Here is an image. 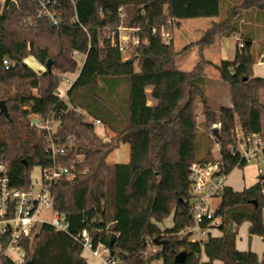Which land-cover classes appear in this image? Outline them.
<instances>
[{
  "label": "trees",
  "instance_id": "16d2710c",
  "mask_svg": "<svg viewBox=\"0 0 264 264\" xmlns=\"http://www.w3.org/2000/svg\"><path fill=\"white\" fill-rule=\"evenodd\" d=\"M229 1L224 10L222 0H59L62 24L56 28L46 19L35 20V0H0V100L6 101L10 114L0 112V154L9 162L12 184L27 189L33 168L48 162V140L31 127L32 114L60 120L58 137L68 149L66 162H77L76 176L60 180L54 189L55 208L67 214L69 232L43 225L41 239L32 248L25 242L26 261L90 264L76 239L89 227L103 230L93 232L95 244L102 240L127 264L155 260L178 264L175 259L181 252L187 253L183 264H214L216 260L264 264V256L260 260L255 252L240 251L236 246L238 227L246 221L249 233L264 240V186L260 180L243 191L230 186L221 189L217 215L223 221L222 236L192 243L183 235L194 224L189 167L215 158L210 126L222 122L221 132L215 136L228 173L247 165L229 149L238 128L264 137V78L254 75L258 59L251 48L254 38L241 23L245 11L264 12V0H245L241 6L235 5L237 0ZM214 17L218 22L195 44L200 49L198 70L177 68L180 52L173 36H162L161 26L173 35L176 19ZM122 24L140 28L138 34L147 40L132 51L131 62L108 37L115 33L118 41ZM233 34H239L245 47L238 44L235 58L223 60L217 67L229 85L232 106H228L215 103L206 94L203 70L210 62L203 50L218 37ZM74 52L85 55L81 68ZM29 57L46 71L38 74L29 67L25 62ZM5 59L11 61L10 68ZM49 60L51 70L47 69ZM77 71L66 98H61V76ZM149 98L154 105H148ZM200 104L203 127L197 122ZM90 120H99L113 135L105 140ZM122 143L130 144L129 162L110 164L109 154ZM103 201L106 207L99 211L104 220L93 223L92 208ZM172 214L174 225L161 228L159 224ZM107 230L113 233L105 235ZM156 238L162 241L161 251L148 254ZM6 264H12L11 260Z\"/></svg>",
  "mask_w": 264,
  "mask_h": 264
},
{
  "label": "built area",
  "instance_id": "2783aa9c",
  "mask_svg": "<svg viewBox=\"0 0 264 264\" xmlns=\"http://www.w3.org/2000/svg\"><path fill=\"white\" fill-rule=\"evenodd\" d=\"M1 1L5 2V0ZM35 1L38 6L35 20L43 18L48 20L52 26L59 28L62 24L59 0ZM28 20L31 21L32 18L29 17ZM35 20L32 23L37 25ZM124 30L125 33L119 31L118 41H116L115 33L108 35L112 43L119 45L122 54L129 50L133 51L136 47L146 43L147 40L142 39L138 34L140 28L124 27ZM153 31L157 32V29L154 28ZM160 31L165 39H170L173 36L165 25L161 26ZM237 42L240 48L245 47V42L240 37H237ZM4 64L6 68H10L12 65L8 59L4 60ZM65 79L69 86L65 90L59 87L58 95L61 98H66L67 91L75 80ZM93 122L100 124L99 120ZM30 125L42 131L47 137L48 162L40 166L41 181L37 186L31 182L27 189H20L12 184L9 162L4 160L0 154V264H6L7 260H11L12 264H25L27 255L25 242H29V246L32 248L34 242L41 239L43 225H52L58 231L63 232H69L70 229L67 214L61 213L55 208L54 189L60 180L64 178L73 179L76 176L77 162L74 161L73 165L66 162L68 149L64 141L58 137L60 120L52 115L42 117L38 114H32ZM221 129L222 122H216L211 127L210 135L218 148L214 160L210 163L194 162L189 167L192 189L190 210L194 224L188 227L183 235L192 243H203L209 237H216L214 231L221 230L220 227L223 224L222 217L217 215L218 208L213 209L211 205V200L218 197L221 189L226 186V179L229 174L222 165L223 156L220 142L215 136V132H221ZM229 149L234 155L240 157L241 162L255 164L259 176L258 180L264 186L263 135L256 132H245L238 128L236 140L229 146ZM105 207L106 202L103 201L100 207L94 206L92 208L95 212L93 223L104 220L99 209L103 210ZM88 220L89 216H86L85 222L87 223ZM93 232H103V230L100 228L91 230V228L86 227L76 236V239L83 246V251L91 252L103 264H127L113 255L110 247L102 240L95 244ZM108 233L113 232L107 230L105 235ZM160 251L161 246L153 245L151 242L148 254L156 255Z\"/></svg>",
  "mask_w": 264,
  "mask_h": 264
},
{
  "label": "rangeland",
  "instance_id": "374dc122",
  "mask_svg": "<svg viewBox=\"0 0 264 264\" xmlns=\"http://www.w3.org/2000/svg\"><path fill=\"white\" fill-rule=\"evenodd\" d=\"M222 8L224 10L227 9L229 3V0H222ZM245 0H237V3L235 5L241 6ZM230 2V1H229ZM213 20H217L216 18H200V19H191V24H187L188 29H185L184 27H179L176 33L173 34L175 36V47L178 51L182 52L181 55L185 52L184 49L187 46V44L192 41L194 36H197L198 39L203 36L204 32L209 28L212 24ZM198 21L203 22V26L197 25ZM242 23V28L246 30L247 33H251L253 38L256 40L255 43H264V12L254 9L252 10L249 14L247 11H245L244 16L241 20ZM124 27H129L127 25H120L119 31L122 33H125L126 31L124 30ZM239 35V34H238ZM236 35H231L230 37H223L222 40L216 42V43H222V58L223 59H228V58H235L234 55L236 54ZM194 44L189 45L186 49H189L193 46ZM75 53V52H74ZM133 52L129 50L127 53H123V57H131ZM74 57L78 61V66L81 68L83 66L84 60H85V55L84 54H79L75 53ZM30 58V57H29ZM27 58L26 64L31 67L34 70V66ZM34 58V57H33ZM195 63L192 66V70H197L198 69V61L199 57L197 56L196 59H194ZM46 71V67L44 65H41L40 69H37L36 72L38 74H41L42 72ZM77 71L76 73L70 74H64L62 78V83L60 87L62 89L68 88L69 84L67 83L66 79L73 80L77 77L78 75ZM227 85V84H226ZM92 121V120H90ZM200 126H202V121H200ZM210 126V130H211ZM96 132L105 140H108L113 133L107 131L105 128L102 126L98 125L96 126ZM130 151L131 147L129 143H122L119 148L115 149L112 151L108 158L107 161L110 164H115V163H127L130 160ZM213 152L215 155L218 153V148L217 146H214ZM256 173V168L254 163H248L246 166H238L234 168L227 176L226 179V185H229L233 187L234 189H238L241 186H250L257 182L258 175L254 174ZM32 182L35 186H37L40 181H41V167L40 166H35L33 168L32 174H31ZM221 204V198L216 197L211 200V205L213 209H217ZM173 223V217L170 216L167 219H165L160 225L162 228H169L171 227V224ZM219 232V230L217 231ZM0 233H1V227H0ZM250 233H249V222H244L242 225L238 227V232H237V244L238 247H242L243 245L246 246L247 249H251L253 247L250 246L251 239H253ZM259 241V240H257ZM261 241V240H260ZM264 242V240L262 239ZM86 252V251H85ZM94 257H97L94 255ZM100 264H103L100 262ZM149 264V263H148ZM151 264H163L162 261L160 260H155Z\"/></svg>",
  "mask_w": 264,
  "mask_h": 264
},
{
  "label": "crops",
  "instance_id": "0c3cea01",
  "mask_svg": "<svg viewBox=\"0 0 264 264\" xmlns=\"http://www.w3.org/2000/svg\"><path fill=\"white\" fill-rule=\"evenodd\" d=\"M214 18H216L217 20L216 21L213 20L211 26L213 25V23L218 22V20H219V18H217V17H214ZM196 19H200V18H196ZM202 19H204V18H202ZM206 19H208V18H206ZM187 24H191V19H189V20H187V19H176L175 20V31H174V33H176V31L178 30L179 27H184L185 29H188ZM200 24L202 26L204 25L202 21L201 22L198 21L197 25H200ZM209 28H207V30ZM233 35L240 37L238 34H233ZM173 37L175 40V36H173ZM222 38L223 37H218L213 44L206 46L204 48V50H203L204 57H205L206 61L210 62V64L205 66V68L203 70V75L207 78L206 94L217 104H224V105L232 106L230 91H229V85L227 84V82H225L221 79L220 72L217 68L223 60H233L234 59V58H228V59L222 58V43H216V42L222 40ZM199 39L197 36H194L192 41L190 40V42L185 47V49H184L185 52L182 55H181L182 52H180L176 49V51L180 52V55L178 56L177 61H176L177 68L184 70V71H195V70H192V66L195 63L194 59H196L197 56L199 57V61H198V68H199L200 49L198 46H195V44L197 43V41ZM255 41L256 40L254 39L253 43H251L252 44V47H251L252 50L258 56L257 62L254 64V75L256 77L264 78V43H255ZM191 44H194V45L191 48L186 49ZM235 45H236V52H237V45H238L237 39H236ZM235 56H236V54L234 55V57ZM29 60H31L35 71L37 69L41 68L42 64H40L35 58L30 57ZM26 61H28V60H25V62ZM148 92L150 93L151 89H149ZM154 104H155V101L153 99L149 98L148 105L152 106ZM202 108H203L202 104H200L198 109H197V114H198L197 122H198L199 126H200V121H202V123H203L205 120V118L202 114ZM95 125L97 126V124H95ZM98 125L101 126V124H98ZM255 168H256V166H255ZM254 174L255 175L257 174V169H256V173L254 172ZM257 181H258V179H257ZM254 184H252V185H254ZM252 185H250V186H252ZM226 186H229V185H226ZM250 186H244L243 185L238 189H234L233 187L232 188L235 191H243L245 188H248ZM171 216L173 217V223L171 224V227H172L174 225V214H172ZM249 229H250V223H249ZM214 233L217 235L216 237H220L223 235L222 230H219V232L214 231ZM251 237L253 239H251L250 246L253 248L247 249L245 245H243L242 247L239 248L237 241H236L237 249L240 251L251 250L258 255L260 260H262V258L264 256V242L262 241V238L258 235H253ZM257 240H259V241H257ZM82 255L90 264H100V262H101V260L98 257H94V255L89 251H86V252L83 251ZM203 260L207 261L208 258L206 256H204ZM214 264H224V263L220 260H216V261H214Z\"/></svg>",
  "mask_w": 264,
  "mask_h": 264
},
{
  "label": "water",
  "instance_id": "95a60500",
  "mask_svg": "<svg viewBox=\"0 0 264 264\" xmlns=\"http://www.w3.org/2000/svg\"><path fill=\"white\" fill-rule=\"evenodd\" d=\"M128 61L131 62V59H128ZM51 68H52V60H49L47 64V69L51 70ZM0 112L4 114L5 116L10 117L8 106L5 100H0ZM113 243H114V239H112L111 245H113ZM153 243H155L156 245H161L162 241L156 238L154 239ZM186 258H187V253L181 252L176 256L175 260H176V263L183 264ZM25 264H31V261L28 260L25 262Z\"/></svg>",
  "mask_w": 264,
  "mask_h": 264
}]
</instances>
